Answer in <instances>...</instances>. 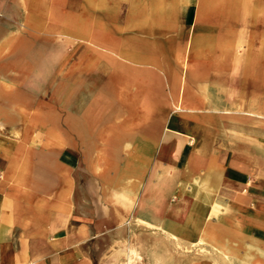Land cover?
<instances>
[{
	"label": "crops",
	"instance_id": "obj_1",
	"mask_svg": "<svg viewBox=\"0 0 264 264\" xmlns=\"http://www.w3.org/2000/svg\"><path fill=\"white\" fill-rule=\"evenodd\" d=\"M228 3L0 0V264H264V0Z\"/></svg>",
	"mask_w": 264,
	"mask_h": 264
},
{
	"label": "rangeland",
	"instance_id": "obj_2",
	"mask_svg": "<svg viewBox=\"0 0 264 264\" xmlns=\"http://www.w3.org/2000/svg\"><path fill=\"white\" fill-rule=\"evenodd\" d=\"M218 1H220V0H218ZM233 1H237V0H233ZM257 3H258V0H249V5L251 6V7H250V11H252V8H253ZM245 11H246V10H245ZM122 13H123V16H124V13H125V9H124V8H123ZM130 264H134V261L132 260V261L130 262Z\"/></svg>",
	"mask_w": 264,
	"mask_h": 264
},
{
	"label": "bare ground",
	"instance_id": "obj_3",
	"mask_svg": "<svg viewBox=\"0 0 264 264\" xmlns=\"http://www.w3.org/2000/svg\"><path fill=\"white\" fill-rule=\"evenodd\" d=\"M229 1H232V0H220V1H218L219 3H223V5H226L225 3H228ZM228 5H230L229 3H228ZM229 8V7H228Z\"/></svg>",
	"mask_w": 264,
	"mask_h": 264
}]
</instances>
